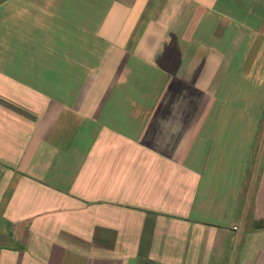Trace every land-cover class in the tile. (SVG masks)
<instances>
[{"label":"crops","instance_id":"0c3cea01","mask_svg":"<svg viewBox=\"0 0 264 264\" xmlns=\"http://www.w3.org/2000/svg\"><path fill=\"white\" fill-rule=\"evenodd\" d=\"M0 264H264V0H0Z\"/></svg>","mask_w":264,"mask_h":264}]
</instances>
